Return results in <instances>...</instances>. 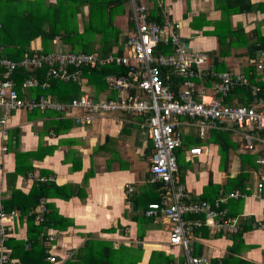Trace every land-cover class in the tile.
<instances>
[{
    "label": "crops",
    "instance_id": "obj_1",
    "mask_svg": "<svg viewBox=\"0 0 264 264\" xmlns=\"http://www.w3.org/2000/svg\"><path fill=\"white\" fill-rule=\"evenodd\" d=\"M55 1L45 0L46 3ZM145 1L151 4L152 11L159 8L161 12L167 11L180 20L181 33L186 42L193 49L207 52L216 70L243 72L248 75L251 73L250 66L264 61L262 47L257 49L255 55L249 54L252 45H259L264 40V0H249V3L245 0ZM129 5L128 3L125 13L117 15L115 19V24L121 27L122 37L129 31ZM242 6L251 8L243 9ZM84 12L88 17V5L84 6ZM78 23L82 30L83 21L80 19ZM100 37V34L96 36L94 46L96 50L104 51L106 48ZM221 38L223 55L220 52ZM121 42L113 45V52ZM43 46L42 38L36 37L27 41L26 49L45 52ZM67 47L69 44L60 36L51 43V50L71 51ZM0 54L13 58L7 54L4 43L0 45ZM98 55L105 54L102 52ZM23 56L17 55L13 59ZM109 66L112 71L120 70L117 65ZM19 69L28 71L31 75L34 73L24 68ZM256 69V84L262 86L264 68ZM85 73L80 80L86 82L84 85L78 84V81L63 82H76L79 94L88 93L94 98L114 93L108 88L99 90L97 78L90 83V77ZM173 76L178 82L179 76ZM37 87L42 86L30 87L24 92L28 93V97H37ZM53 97L62 102L73 99L60 100L57 95ZM242 100H247L246 93H236L231 104H240ZM31 111L33 110L22 108L11 116L8 139L12 132L18 130L17 140H3L0 133V199L2 202H9L12 198L7 174L16 170L17 152L24 165L34 167L32 171L18 173L14 182L12 181L18 191L28 194L32 186L36 185V180L46 176L57 187L62 188L58 190L51 187V192L46 197L51 208L66 217L65 222L69 223L52 244V251L59 256L58 264H65L67 260H70L69 264H79L76 254L85 241L90 239L111 242L114 248L123 244L130 248L141 246V260L136 264H150L155 251L162 252L169 258L162 259L161 264L176 257L181 262L184 261L182 248L169 242L170 224L166 219L156 217L148 222L142 219L144 236L142 239L138 236L142 230L139 231L137 218H140L144 210L147 212L146 206L150 202L161 200V187L159 188L157 181L151 180L153 145L140 115L117 111L99 115L93 122L82 126L72 115L62 116L52 109ZM180 131L185 145L178 156L182 167L179 171L184 176L181 178L180 172L179 175L192 195L191 200L214 201L223 193L242 190L246 194L244 197L231 198L226 205L230 215L242 218L240 231L246 225L251 226V229L243 233V239L250 247L243 246L239 256L256 264H264V189L261 196L257 194V183L264 175L263 170L256 160L249 161L241 156V153L247 152L243 149L241 138L232 130L210 129L205 135H201L196 125L187 122L181 126ZM214 131L223 133L224 138L218 137ZM229 138L240 142V145L236 150H230L229 162L224 167L219 144ZM195 146L202 147L201 154L190 153V148ZM241 172L244 188L237 187L240 181L232 180ZM66 193L71 196L66 197ZM26 219V216L23 220L20 217L11 224L12 235L9 238H28ZM66 223L63 222L64 227ZM113 226L115 228L110 230ZM193 233L198 236L192 245L193 253L208 254L213 259L217 258L219 263L234 242L233 233H213L204 225L196 228ZM159 256L160 254L156 258ZM14 259L17 261L15 264H22L20 258Z\"/></svg>",
    "mask_w": 264,
    "mask_h": 264
},
{
    "label": "built area",
    "instance_id": "obj_2",
    "mask_svg": "<svg viewBox=\"0 0 264 264\" xmlns=\"http://www.w3.org/2000/svg\"><path fill=\"white\" fill-rule=\"evenodd\" d=\"M128 3L133 26L122 52L117 49L98 55L82 51H34L18 59L0 54V133L3 140H7L11 116L28 107L52 109L62 116L72 115L82 126L99 115L117 111L144 117L153 145L151 180L161 183V200L150 202L146 214L167 220L169 242L180 246L185 258L181 262L176 257L164 264H214L212 256L193 253V242L198 239L193 232L203 225L213 233L240 231L242 218L230 215L226 205L231 198L246 194L237 189L221 194L214 201L191 200L192 195L179 175L177 152L183 146L181 126L193 123L201 135L210 129L234 131L241 138L244 151L257 153L256 162L264 172V89L251 84L250 105L224 102L234 88L249 84L248 76L243 72L216 70L207 52L189 46L181 33L182 22L169 12L162 11V19L158 21L153 17L149 2L128 0ZM109 65L124 69L105 74L108 89L114 93L101 98L88 93L68 102L43 95L23 97L15 78L19 68L34 71L22 82L24 91L39 85L49 87L53 79L78 81L84 85L86 82L80 80L85 68L100 71ZM258 67L262 69L264 61H259ZM173 74L182 81L177 82ZM202 150L195 146L190 148V153L199 155ZM263 189L264 175L257 183L259 196ZM47 201L42 198L31 212L35 214L36 223L44 220ZM191 215L197 217L191 218ZM21 216L19 209L7 211L0 199V264L17 263L6 242L12 235L11 224ZM50 259L54 261L55 257Z\"/></svg>",
    "mask_w": 264,
    "mask_h": 264
},
{
    "label": "trees",
    "instance_id": "obj_3",
    "mask_svg": "<svg viewBox=\"0 0 264 264\" xmlns=\"http://www.w3.org/2000/svg\"><path fill=\"white\" fill-rule=\"evenodd\" d=\"M245 1H248L249 3V0ZM85 5H88L89 7L88 17L85 16ZM127 5L128 0H56L53 3H46L45 0H0V45L4 43L6 45L7 54L13 58H16L17 55H26L32 52L31 50L26 49L28 40L41 37L44 41L43 51L48 52L51 50V43L53 40L57 36H60L63 41L69 44V47L67 48H69L71 51H82L96 54L104 52V54H108L113 52V45L120 43L122 39V42L118 48V51L122 52L125 42L124 40L127 39L128 32L124 37H122L121 27L115 24V19L117 15L125 13ZM246 8L249 9L251 7H243V9ZM152 14L156 20L160 21L162 19L159 8L153 10ZM78 15H81V20L83 21L82 30L79 27ZM132 26L133 22L129 16L128 30H130ZM98 34L101 35L100 39H102L104 42L103 47L106 48L104 51L95 49L94 43ZM220 41V52L222 54V38ZM12 46L14 47L13 49ZM261 47L264 48V40L261 41L259 45H252L249 49V54L255 55L257 49ZM79 48L82 49L79 50ZM216 54L217 52L214 53V55ZM255 66L252 65L249 67L251 71V73L247 75L249 78V84H242L234 88L225 97L224 102L231 104L232 97L236 93L243 92L244 94L246 93L247 100L240 101V104H251L252 97L249 89L251 84L257 83L255 79L258 75L256 69L259 68L258 63L255 62ZM109 67L110 66L105 67L100 71L85 68L84 73L86 72V76L90 77V83L91 80L97 78L98 81L96 85L99 90L107 89L108 85L104 79V76L105 74L112 72L111 67ZM117 68L120 70L124 69L121 66H118ZM30 76V72H24L21 69H19L15 74L18 83L17 88L23 97H28L26 95L28 93H25L24 90H22L21 84ZM179 81H182L181 77H179ZM261 87L264 89V85ZM37 88V98L42 95L48 97L57 95L60 100H70L81 94H79V86L76 82H63L58 79L53 80L51 87L48 89L42 87ZM27 109L31 108L28 107ZM31 110L40 111L41 109L35 108ZM142 119L144 120V117H142ZM215 133L218 137L224 138L223 133ZM18 136V130L14 131L11 133V136L8 140L12 142L13 138L17 140ZM16 142L15 145H17ZM183 142V145H185L184 139ZM219 145L221 162L223 166L226 167L230 158V150H236L239 148L240 142L230 140L229 138V140L227 139L221 141ZM181 148H179L177 152L178 156L181 154ZM16 155V170L7 174L8 187L12 190V198L9 202L4 200L3 202L5 203L4 206L7 211H11L13 209L21 210V220H23V218L26 216V221L28 224V238H9L7 244L11 249L10 255L12 258H20L22 264H58L59 256L52 251V244L55 243L56 238L59 234H61L63 228H67L69 223L67 224L65 222L66 217L56 213V211L51 208V203L48 201V212L45 213L44 220L42 222L36 223L35 214H32L31 212L38 207L42 198L47 199L46 197H48L49 193L51 192V187H55L58 190L62 188L57 187L56 184L46 176L44 180L38 178L36 180V185L34 184L32 186L28 194L18 191L15 184H12V181L16 179L18 173L32 171L34 167L32 165H24L21 159H19L20 153L17 152ZM241 156L247 158L249 161L253 160L255 162L257 153H241ZM179 168H182L180 162ZM179 172L181 178H183L184 175L182 171ZM243 175L245 176V173ZM241 177L242 172L232 180L237 182L240 181V185L237 187L244 188V182ZM157 184H159L160 188L161 183L158 182ZM64 195L66 197L71 196L69 193ZM146 207H148V205ZM153 218L156 217L147 216L145 210L143 211V214L140 215V218H137L139 231L142 230L140 232L141 235H138L141 239L144 236V226L142 224V219L148 222ZM63 222L66 223V227H64L65 224L63 225ZM114 228L115 227L113 226L110 228V230H113ZM248 229H251V226L246 225L242 231L233 233L232 238L234 242L230 246L227 254L222 258V262L219 263L217 258L213 259V262L215 264H256L239 256L243 246H249L243 239V233ZM206 231L207 230H205V232ZM205 235L207 234L205 233ZM142 251L143 250L141 246L130 248L123 244L118 248H114L111 242H105L99 239H90L85 241L83 247H81L77 252L75 258L78 259L79 264H136L141 260ZM158 254H160V256L159 258H156ZM51 256L55 257L54 261L50 259ZM166 258L167 257L164 255V253L155 251L152 253L150 264H161L162 259H169ZM69 261L70 260H67L65 264H69Z\"/></svg>",
    "mask_w": 264,
    "mask_h": 264
},
{
    "label": "rangeland",
    "instance_id": "obj_4",
    "mask_svg": "<svg viewBox=\"0 0 264 264\" xmlns=\"http://www.w3.org/2000/svg\"><path fill=\"white\" fill-rule=\"evenodd\" d=\"M78 17H80V15H78ZM81 18H78V21L80 20ZM73 24H74V22H73ZM123 69V68H122ZM95 70H97V69H95Z\"/></svg>",
    "mask_w": 264,
    "mask_h": 264
}]
</instances>
